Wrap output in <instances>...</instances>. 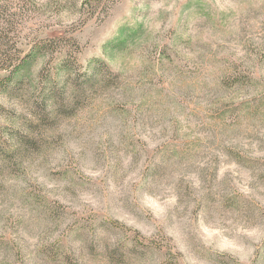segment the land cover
<instances>
[{"label": "rangeland", "instance_id": "rangeland-1", "mask_svg": "<svg viewBox=\"0 0 264 264\" xmlns=\"http://www.w3.org/2000/svg\"><path fill=\"white\" fill-rule=\"evenodd\" d=\"M33 1L78 64L0 81V264H264V0Z\"/></svg>", "mask_w": 264, "mask_h": 264}, {"label": "trees", "instance_id": "trees-1", "mask_svg": "<svg viewBox=\"0 0 264 264\" xmlns=\"http://www.w3.org/2000/svg\"><path fill=\"white\" fill-rule=\"evenodd\" d=\"M82 4L88 7L90 14H95L96 10L105 7L104 0H83ZM36 8V3L33 0L0 1V69L8 71L0 81L5 87L15 80L16 74L26 63L41 54L58 58L59 69L69 75L74 71V68H77L78 63L74 52L79 51L80 45L75 36L40 37L34 35L30 37L25 32L27 23L35 18ZM23 40L28 43L26 50L22 47ZM103 66L108 65L102 60L98 61V65L93 67L94 74L100 72ZM77 70L79 71V69ZM107 70L109 73L112 72L108 67ZM91 76H87V81L94 77ZM106 79L107 75L105 74L102 75V79L97 78L100 82H104Z\"/></svg>", "mask_w": 264, "mask_h": 264}]
</instances>
